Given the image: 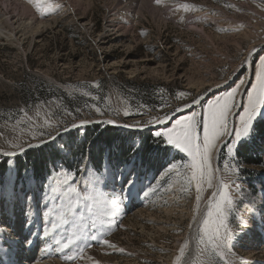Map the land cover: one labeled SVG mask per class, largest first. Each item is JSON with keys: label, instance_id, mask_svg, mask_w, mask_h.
<instances>
[{"label": "rangeland", "instance_id": "rangeland-1", "mask_svg": "<svg viewBox=\"0 0 264 264\" xmlns=\"http://www.w3.org/2000/svg\"><path fill=\"white\" fill-rule=\"evenodd\" d=\"M4 1L0 0L1 6ZM24 1L36 17L48 22L39 37L26 36L23 40L21 37L19 46H12L0 36V153L19 151L14 145L29 149L80 121L112 120L120 122L122 128L150 126L147 122L151 118L169 116L221 84L227 87L187 115L200 112L202 120L209 102L238 88L228 124L230 127L242 92V107L234 119V128L239 126L247 93L256 81L260 58L264 57V51H257L250 58V66L244 64L251 48L264 46V0H161L159 4L156 0H138L130 9L127 0H86L81 4L51 0L58 7L44 15L37 13L30 0ZM185 4L190 6L188 10L181 7ZM109 21L124 27L119 32L120 38L114 40L115 31L102 36ZM19 29L16 28V33ZM218 84L221 86L215 87ZM134 85L152 87L151 94L160 105L151 109L140 102ZM244 87L245 91H241ZM178 93L186 95L178 98ZM175 120L160 124V131L171 127ZM107 126L114 125L106 123L98 127ZM84 131L81 129L78 134L83 136ZM198 131L202 135V128ZM67 135H60L46 145L54 144L51 148L68 156L63 144L68 141ZM231 139L228 136L221 140L224 143L219 152L224 148L225 163L222 168L218 166L220 187L216 193L222 184L229 185L233 208L228 222L235 232L241 218L255 215L259 224L264 216V164L248 169L236 155H229L226 145ZM126 143L131 145V149L126 148L128 160L118 163L114 156H109L99 174L91 170L81 173L85 158L76 175L56 164L39 179L26 172L18 178L15 159L28 151L13 158L0 156V232L5 234L3 224L8 226V233L14 230L10 228L14 225L6 222L10 221L13 208L20 207L27 219L23 223L41 227L37 228L35 238H47L52 243L47 247L48 256L42 255L46 258L37 256L33 258L37 261H29L30 264L185 263L191 253L192 229L215 189L216 150L211 157L212 185H203L197 201L196 188L182 191L184 182L175 170L165 175L172 164L180 166L181 172L186 171L183 168L188 162L186 153L167 145L168 150H161H166V156L155 152L154 156L148 155L146 164L132 155L139 148L137 139L127 136ZM247 170L255 176L250 177ZM69 188H75L76 193ZM128 193L136 194V198L130 200ZM132 200L134 207L120 218L115 208L123 209ZM207 211L204 208L205 216ZM74 226L99 239H82L70 248H62L56 240L66 237ZM193 232L196 257L192 264H264V234L258 227L247 244L237 243L231 249L220 250V254L199 243V228ZM8 238L7 243L12 241ZM20 238L19 235L13 241ZM103 240L109 244L102 243ZM183 245L186 248L182 255ZM69 255L74 258L66 259ZM181 255V261L177 262ZM21 258L16 264H23Z\"/></svg>", "mask_w": 264, "mask_h": 264}, {"label": "snow or ice", "instance_id": "snow-or-ice-1", "mask_svg": "<svg viewBox=\"0 0 264 264\" xmlns=\"http://www.w3.org/2000/svg\"><path fill=\"white\" fill-rule=\"evenodd\" d=\"M30 3L33 4L36 11L41 15H44L48 11H53L54 7H58V5L54 6L51 0H30ZM156 3H161V0H156ZM181 7L188 10L190 6L185 4ZM243 83L244 81H241V84ZM238 90V88H234L223 97H217L215 101L209 102L203 110L202 120L199 119L201 113L194 111L191 115L176 119L171 127L154 133L155 137L162 138L158 141V144H166L186 153L188 162L183 165L186 171L181 172L180 166L172 164L167 169L165 175L167 172L175 170L176 175L180 176L184 182L182 191H188L193 186L196 188L197 201L200 200L199 193L203 190V185L205 183L209 187L212 185L213 169L211 157L222 138L233 137L226 147L229 155L234 157L238 146L252 137L257 124L264 128V57L260 58V64L256 71V81L247 93V102L243 106V114L239 117V126L233 129L229 127L228 117L231 109L236 106L235 96ZM185 95V93H178V98ZM193 103H198V101L194 100ZM180 110L179 108L176 109V111ZM127 114L128 112L125 111V115ZM169 120L170 117L168 115L156 116L151 118L147 124H164ZM45 123L47 124L48 121L45 120ZM83 123H86V121H81V124ZM106 123L111 124L114 121L108 120ZM124 126L129 127L128 125ZM72 127H77V125H72ZM200 128H202V135L198 131ZM13 147L19 148L21 152L24 151V148L20 145H14ZM15 154V152L6 153V155ZM128 183L129 185L133 184L132 181H128ZM228 188V184H222L219 192L213 194V200L209 202L207 214L199 227V243L204 244L207 249L216 254H220V250L222 249L235 247L237 243L244 246L249 242L253 230L257 227L264 234V216L261 217L259 224H257L255 215H251L249 219L241 218L238 221V230L235 232L229 227L228 215L229 211L233 208V200L229 195ZM237 189H239V186H237ZM69 191L76 193L77 190L69 188ZM84 199L87 200L89 197H84ZM111 203L115 204L116 202L112 201ZM91 208L92 206L89 205V211H91ZM53 227H56V225L54 224ZM92 227H96L95 221H93ZM82 239L98 240L99 238L96 235L89 237L83 229L74 226L68 231L66 237L62 240H56V243L61 245L62 248H70ZM24 241L31 243L27 237L24 238ZM24 241H18V243H23ZM102 243L109 244V241L103 240ZM185 248L186 245L181 246L180 251L182 255ZM80 250L83 251L82 248ZM182 255L176 258L177 262L181 261ZM65 258L71 260L74 257L69 255Z\"/></svg>", "mask_w": 264, "mask_h": 264}, {"label": "trees", "instance_id": "trees-1", "mask_svg": "<svg viewBox=\"0 0 264 264\" xmlns=\"http://www.w3.org/2000/svg\"><path fill=\"white\" fill-rule=\"evenodd\" d=\"M134 87H137L135 89L137 91L136 98L140 102L151 109L160 105L157 102V98H154V95L151 94L150 89L152 87L145 85H134ZM79 131L75 130L69 133L66 136L68 141L63 142L66 149H68V156L60 155L58 150L51 148L54 147L52 146L54 144H52L40 146L37 149L26 152L22 157L16 158L17 177L20 178L26 172L39 179V176L40 178L44 176L47 169L55 168L57 165L76 175L82 160L86 158L87 154L88 168L94 173H99L105 159H108L109 156H114L118 163L128 160L129 150H126V148L131 149V145L126 143L127 136L135 137L139 142V148L132 154L137 161L148 164L150 159L148 155H153L155 152H160L164 156L167 155L166 151H161L163 148L168 150L167 145L158 144V141L162 138H157L150 132L122 134L113 126H107L102 129L97 126L87 127L83 136L78 134ZM235 155L240 163L248 169L249 167L262 166L264 164V128L257 124L252 137L238 146ZM224 159V148H222L217 159L220 168L225 163ZM156 164L153 163L152 165L155 166ZM247 171H249L247 174L249 173L250 177L255 176L250 172L251 170Z\"/></svg>", "mask_w": 264, "mask_h": 264}, {"label": "bare ground", "instance_id": "bare-ground-1", "mask_svg": "<svg viewBox=\"0 0 264 264\" xmlns=\"http://www.w3.org/2000/svg\"><path fill=\"white\" fill-rule=\"evenodd\" d=\"M70 1H72L73 3L79 2L81 4L82 2H84L86 0H70ZM88 1H92V0H88ZM127 1H128V5H129L127 7H129V9L131 7H133L134 4L136 5L138 3V0H127ZM14 4H16V6H12ZM124 4H126V3H124ZM15 18L17 20L15 22H13V20ZM42 18L40 20V17H36V15L32 12L31 8L28 5H26V2L24 0H5L3 2V6L0 7V34H1L0 36H2L4 39H6V41L8 43H10L12 46H14V45L19 46L20 45L19 41L21 40L20 39L21 37L23 40L26 38V36L37 35L36 37H39V35L42 34L41 29L45 28L47 25V22H48V21L43 22ZM82 19L84 20V18H82ZM206 20H208V19H206ZM15 24L18 26L14 27V26H16ZM19 27H20V29H19L18 33H16V31H17L16 28L18 29ZM123 28L124 27H118V24H115V23L112 24V22L109 21L108 24L106 25V29H104L102 36L106 37L108 35H111L112 32L114 33V31H115L117 33V35H116V37H114L115 38L114 40H116L117 38H120L118 36H122V34H119V32H121ZM2 31H4L6 33H2ZM18 34L20 35L19 37H17ZM102 43H104V42H102ZM127 47L130 48L129 45H127ZM260 47H263V45H261V44L257 45L255 47L251 48L246 53L245 58H244V64H246L248 66L250 65L249 61H250L251 57L249 58V56L251 54H253V55L256 54L257 52L256 53H254V52ZM127 62L130 63L131 61H127ZM233 81H234V78L231 79V81L229 83H232ZM248 83H247V85H248ZM219 85L220 84L215 85V87H218ZM221 85H220L221 87H224V88L227 87V84L226 85L221 84ZM247 85H246V87H247ZM246 87H244L241 91H245ZM216 90H218V89H211L209 92L213 93ZM241 102L242 101L240 100V103ZM187 106L186 107L184 106L181 109L184 110L187 108ZM106 121H108V120H105L103 122H106ZM93 122H99V121H97V120L96 121H92V120L86 121L87 124L93 123ZM119 123L120 122L112 124V125H118ZM78 124H81V121L78 122ZM83 124H85V123H83ZM102 124L106 125V123H102ZM154 125L155 124L150 125V126H154ZM150 126H145V127H150ZM120 128H121V130H125V131H127L129 129V127L128 128L120 127ZM142 128H144V127H142ZM219 177H220V175H219ZM219 187H220V178H218V182L215 184L214 193L217 192ZM212 197H213V195H212ZM212 197H211V199H212ZM211 199L206 202V204H205L206 207L204 206V208L206 210L209 206V202L211 201ZM133 202H134V200H132V202L129 204V206H127L123 209L121 207L120 208L114 207L116 209V212L119 213L118 216L120 218H124L130 213V210L134 207ZM142 204H143V202H142ZM135 207H137V205H135ZM204 208H203V213L205 214ZM22 210L23 209H21L20 207L19 208H13L12 214L10 216L11 218L9 219L10 221H7V222L5 221L6 223H10V224L14 225V226L10 227L11 229L14 228V230L12 232L8 233L7 232L8 226L3 224V226L5 227L4 228L5 234L0 232V248L3 247L0 250V264H4V263L16 264V260L19 259L20 256L23 258H21L19 261H21L23 264H24V261L27 262V264L28 263L30 264L29 261H34L37 256H40L41 258H46L48 256V255L47 256L45 255L46 251H49L47 247L49 245H51L52 243H50V242L48 243L47 238H39V239L35 238V235L38 236L37 228L40 229L41 227L40 226H31V225L23 223V221L27 220V219L24 217V214H23L24 210L23 211ZM21 224H23V225H21ZM31 228H32L33 232L31 231ZM30 231H31V233H30ZM19 235L21 236L19 241H24V238L27 237L28 240L30 239L31 243H28L26 245V244H24V242L23 243H18V241L14 242L13 240L16 237H18ZM7 237H9L8 238L9 241H11V240L12 241L7 243L6 242ZM193 237H194V232L192 235V239L190 241V242H192V244L190 243L191 253L189 252L190 255L188 254L189 256H188V258L186 257L187 259H186L184 264H192L193 261L195 260V257H196V245H195V241H194ZM54 251H57V248H54ZM26 252L28 254H26ZM42 255H44L46 257H44V256L42 257ZM33 258H35V259L33 260ZM5 259H6V262H5ZM35 261H37V260H35ZM31 264H32V262H31Z\"/></svg>", "mask_w": 264, "mask_h": 264}, {"label": "water", "instance_id": "water-1", "mask_svg": "<svg viewBox=\"0 0 264 264\" xmlns=\"http://www.w3.org/2000/svg\"><path fill=\"white\" fill-rule=\"evenodd\" d=\"M264 51V46L263 47H260V48H258L254 53H256L257 51ZM253 54H251L250 56H249V58L252 56ZM251 73H252V70L250 69V74H249V77L251 76ZM226 88V87H225ZM224 87H219L218 88V90H216V91H214L213 93L212 92H208L206 95H204V96H202V97H200V98H197L196 99V101H198V103H190V104H188V106H187V108L186 109H181L180 111H177V112H175L174 114H171L169 117H170V119H176V118H178V117H181L182 115H184L188 110H192L193 108H195L196 107V105H199V104H201V103H203V102H205V101H207L208 99H210L212 96H214L215 94H217V93H219L221 90H223V89H225ZM242 93V92H241ZM241 93H240V95H239V99L241 100ZM240 100H239V105H238V108H237V110H236V112L233 114V116H232V119H231V123H230V128H233V121H234V118H235V115L240 111V109H241V103H240ZM102 123H105V122H93V123H85V124H78V123H76L75 125H77V127H72V126H70L68 129H67V131H63V132H61V133H59L58 135H56V136H54V139H49L48 141H46V142H39V143H36V144H34L32 147H30L29 149H24V151L23 152H26V151H29V150H31L33 147H35V146H37V145H40V144H47V143H50L51 141H54V140H56V138L59 136V135H62V134H66V133H68V132H71V131H73V130H75V129H78V128H84L85 126L86 127H88V126H99V125H101ZM112 124H115V123H112ZM116 128H118V129H121L118 125H114ZM158 128H159V124H155L154 126H150V127H144V128H129L128 130L129 131H131V132H141V131H153V132H155V131H157L158 130ZM222 144V143H221ZM221 144H219V146H218V149H217V151H216V153H215V155H214V158H213V162H214V168H215V170H216V173H217V181H218V177H219V168H218V166L216 165V157H217V154H218V152H219V148H220V146H221ZM23 152H21L20 150L19 151H16L15 153V155H4V154H1L0 153V156H5V157H9V156H11V158L12 157H17V156H19L21 153H23ZM86 163V162H85ZM203 216H204V213L202 212V214H201V216H200V220H202V218H203ZM198 224H199V222H197L196 223V225L194 226V228H193V230L194 231H196V229H197V227H198ZM193 230H192V232H193ZM191 239H192V235H191V238H190V241H191ZM191 243V242H190ZM190 249H191V245H190Z\"/></svg>", "mask_w": 264, "mask_h": 264}]
</instances>
